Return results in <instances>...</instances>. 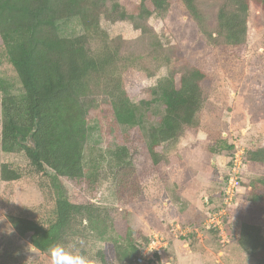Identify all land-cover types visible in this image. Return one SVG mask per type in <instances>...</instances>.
<instances>
[{
  "label": "rangeland",
  "instance_id": "obj_1",
  "mask_svg": "<svg viewBox=\"0 0 264 264\" xmlns=\"http://www.w3.org/2000/svg\"><path fill=\"white\" fill-rule=\"evenodd\" d=\"M139 1L106 0V6L118 2L130 11ZM223 2L197 0L202 17L196 20L180 0H169L164 9L144 21L147 34L135 30L129 20L108 22L101 18L109 39L119 44L120 54L127 57L119 61L118 68L141 115L137 125H122L110 103L98 96V106L87 115L85 175L78 181L59 183L73 202L100 205L113 219L127 223L124 239L113 231L102 238L93 237L84 229V222L73 223L75 232L61 244L75 242L88 264H133L132 259L155 237L165 246L162 242L157 260L143 264H255L235 237L243 223L259 226L264 234V186L257 189L255 201L250 187L239 188L238 205L224 220L223 230L195 224V216L205 210L204 199L217 198L228 159L229 152L215 154L211 147L222 137L234 145V152L240 154L244 149V156L247 149L264 147V11L250 2L245 40L235 47L215 31ZM56 27L64 37L83 32L78 17L60 19ZM142 67L146 74L137 72ZM191 67L203 69L207 75L202 83L205 101L198 126L185 128L164 146L166 166L155 170L147 153L148 129L159 123L164 112L159 98L146 89L171 70ZM0 77L12 83L13 92L21 89L1 37ZM121 147L127 149L129 159L122 180L114 175L115 160L111 159ZM2 163L20 169L23 176L13 181L0 178V264H50L48 251L36 249L20 236L7 215L22 210L49 212L55 187L47 176L29 172L22 154L0 150ZM244 168L243 179L264 177V163ZM130 246L135 247L131 257L123 258Z\"/></svg>",
  "mask_w": 264,
  "mask_h": 264
},
{
  "label": "trees",
  "instance_id": "obj_2",
  "mask_svg": "<svg viewBox=\"0 0 264 264\" xmlns=\"http://www.w3.org/2000/svg\"><path fill=\"white\" fill-rule=\"evenodd\" d=\"M168 1L140 0L129 11L118 2L108 7L106 0H0V37L21 86L13 92L12 83L0 77V150L22 154L28 161L29 172L47 176L55 187L49 212L22 210L7 215L17 233L36 249L47 252L66 241L75 232L73 223L77 220L80 225L84 222V229L93 237L102 238L113 231L126 238L125 220L113 219L100 205L73 202L59 183L78 181L85 175L83 141L87 115L98 106V96L110 103L118 123H139V107L123 86L118 68L119 61L127 57L120 54V45L109 39L101 27V18L108 22L129 20L135 30L147 34L149 29L144 21L164 9ZM180 1L192 17L201 19L197 0ZM250 2L264 11V0H224L218 8L215 31L229 45L239 47L245 40ZM69 17H78L83 27L81 34L59 35L56 22ZM137 70L146 74L144 67ZM206 76L203 69L196 67L171 70L146 89L159 98L164 112L159 123L148 129L147 153L155 170L166 166L164 146L175 141L185 128L198 126ZM234 149L223 137L211 147L215 154L229 152L221 175L222 185L228 177ZM127 156V149L121 147L111 158L115 160L114 175L120 180L126 177L129 167ZM244 158L246 168L248 164L264 163V147L245 150ZM244 171L245 168L239 173V188L250 187L251 199L258 200L257 189L264 186V177L243 179ZM22 176L23 172L9 163L0 165L2 181ZM239 195L238 192L229 213L237 207ZM222 199V188L217 198H205V210L195 216V224H202L206 212L217 209ZM235 238L255 264H264V234L259 226L243 223ZM134 248L130 246L122 257L130 258Z\"/></svg>",
  "mask_w": 264,
  "mask_h": 264
},
{
  "label": "built area",
  "instance_id": "obj_3",
  "mask_svg": "<svg viewBox=\"0 0 264 264\" xmlns=\"http://www.w3.org/2000/svg\"><path fill=\"white\" fill-rule=\"evenodd\" d=\"M243 150L241 149L240 154L235 152L232 158V165L229 168L228 177L221 187L223 192L222 204L217 209L206 212L203 226L207 229L223 230L224 220L228 217L230 208L236 204L237 193L239 192V173L245 166V158L242 155ZM162 245L165 246V242L160 237H155V239L148 241L143 247L141 255L136 257L134 264H143L155 260L161 254Z\"/></svg>",
  "mask_w": 264,
  "mask_h": 264
},
{
  "label": "clouds",
  "instance_id": "obj_4",
  "mask_svg": "<svg viewBox=\"0 0 264 264\" xmlns=\"http://www.w3.org/2000/svg\"><path fill=\"white\" fill-rule=\"evenodd\" d=\"M48 255L50 264H88L87 258L81 254L75 242L56 244L49 249Z\"/></svg>",
  "mask_w": 264,
  "mask_h": 264
}]
</instances>
